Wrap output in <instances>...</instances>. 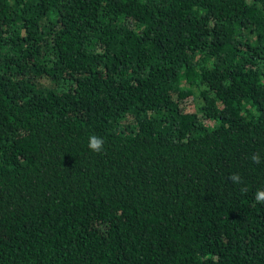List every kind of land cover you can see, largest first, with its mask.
I'll use <instances>...</instances> for the list:
<instances>
[{
  "label": "trees",
  "instance_id": "trees-1",
  "mask_svg": "<svg viewBox=\"0 0 264 264\" xmlns=\"http://www.w3.org/2000/svg\"><path fill=\"white\" fill-rule=\"evenodd\" d=\"M261 187L264 0H0V264H264Z\"/></svg>",
  "mask_w": 264,
  "mask_h": 264
},
{
  "label": "clouds",
  "instance_id": "clouds-1",
  "mask_svg": "<svg viewBox=\"0 0 264 264\" xmlns=\"http://www.w3.org/2000/svg\"><path fill=\"white\" fill-rule=\"evenodd\" d=\"M103 145H104V140L103 138L93 134L89 137V143H88V147L89 149H91L93 152H101L103 150ZM251 159L253 160V162L255 163H260V157L259 155H253L251 157ZM230 179L234 182V183H240L241 182V178L238 174H233ZM255 200L258 203H264V187H261L259 189H257L256 193H255Z\"/></svg>",
  "mask_w": 264,
  "mask_h": 264
}]
</instances>
